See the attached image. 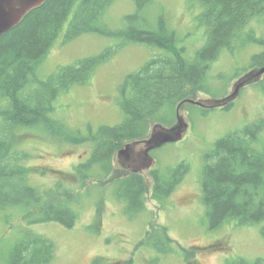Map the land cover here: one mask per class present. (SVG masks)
<instances>
[{
    "label": "rangeland",
    "instance_id": "1",
    "mask_svg": "<svg viewBox=\"0 0 264 264\" xmlns=\"http://www.w3.org/2000/svg\"><path fill=\"white\" fill-rule=\"evenodd\" d=\"M201 11L199 0H153L141 9L136 0H116L103 15L102 23L111 32H122L130 28L157 30L164 20L176 32L179 46L193 58L207 43L206 29L197 20ZM68 23L42 63L39 77L47 79L62 67L110 50L112 54L97 67L91 82L62 93L51 114L53 119L89 137L81 143H67L30 131L21 135L17 144L28 154L22 162L29 168L30 184L41 191L58 184L64 193L61 197L69 200L77 216L68 226L57 220L37 221L38 213L27 219L19 205L0 207V264H9L13 249L29 234H40L54 242L51 264H190L179 254L161 255L154 246L142 243L152 223L166 226L177 247L197 250L195 264H226L227 259L238 257L264 259L262 224L241 226L226 222L218 228L211 227L201 185L205 158L218 140L264 118V75L242 87L228 109L208 111L187 103L178 112L167 111L168 116L176 113L175 124L178 113L182 115L188 129L181 140L150 150L155 161L151 166L166 177L185 164L181 172L184 176L162 203L152 197L155 183L151 169L140 170L149 190L143 207L135 206L128 213L126 203L118 197V181L131 170L122 166L118 151L108 173L96 167L90 171L91 176L85 177L76 167L91 156V133L123 121L120 102L126 77L165 52L143 42L123 43L121 36L101 32L86 33L63 43ZM257 40H264V16L252 19L235 47L221 52L207 71L204 89L188 99L205 102L231 95L243 76L260 67L252 68L254 57L264 52V44ZM129 143L132 141L123 147ZM254 147L264 149V130Z\"/></svg>",
    "mask_w": 264,
    "mask_h": 264
},
{
    "label": "trees",
    "instance_id": "2",
    "mask_svg": "<svg viewBox=\"0 0 264 264\" xmlns=\"http://www.w3.org/2000/svg\"><path fill=\"white\" fill-rule=\"evenodd\" d=\"M115 1L47 0L0 36V207L19 205L27 219L38 213L37 221L57 220L68 226L77 216L69 200L61 197L64 193L58 184L45 191L30 184L29 168L22 162L28 154L17 144L18 138L30 131L67 143H81L89 137L62 120L53 119L51 114L60 95L75 85L90 83L97 67L112 53L107 50L84 58L41 79L39 69L67 22L63 43L86 33L101 32L121 36L123 43L143 42L165 52L153 56L126 77L120 102L123 121L91 133L94 140L91 156L76 167L89 177L96 167L105 173L112 170L116 151L126 142L147 139L153 123L174 125L176 113L168 116L167 111L178 112L180 104L195 105L186 100L195 98L204 89L211 63L224 49L235 47L252 19L264 16V0H199L202 11L197 20L206 29L207 43L191 58L164 20L157 30H107L102 18ZM152 1L136 0L139 9ZM257 41L264 44V40ZM256 66H264V52L254 57L252 68ZM263 130L264 118L218 140L214 150L207 154L201 185L211 227L218 228L226 222L241 226L262 224L264 236V149L254 147ZM185 168L182 164L166 177L158 170L151 171L155 183L152 197L162 203L166 201L182 180ZM146 182L141 174L118 181V197L126 203L128 213L135 206L143 207L149 190ZM142 243L154 246L161 255L179 254L195 264L197 250L177 247L166 226L150 224ZM54 255L55 244L51 239L29 234L15 246L9 264H51ZM226 264H264V259L229 258Z\"/></svg>",
    "mask_w": 264,
    "mask_h": 264
},
{
    "label": "water",
    "instance_id": "3",
    "mask_svg": "<svg viewBox=\"0 0 264 264\" xmlns=\"http://www.w3.org/2000/svg\"><path fill=\"white\" fill-rule=\"evenodd\" d=\"M47 0H0V36L19 25L22 20L34 9L42 6ZM264 75V66L252 69L245 76H243L236 84L234 91L226 98L223 99H210L203 101H195L193 99H187L186 102L194 103L205 108H215L223 106L233 101L240 89L246 85L259 81ZM180 104L178 110L180 109ZM188 129V123L182 115L178 113L177 123L165 127L164 125L157 123L153 126L150 136L144 140L145 153H149L150 150L159 148L166 143L176 142L183 138L184 133ZM139 142L129 143L125 147L118 151V157L122 159L123 156L128 158V153L134 148V144ZM153 162L151 157L150 163Z\"/></svg>",
    "mask_w": 264,
    "mask_h": 264
},
{
    "label": "flooded vegetation",
    "instance_id": "4",
    "mask_svg": "<svg viewBox=\"0 0 264 264\" xmlns=\"http://www.w3.org/2000/svg\"><path fill=\"white\" fill-rule=\"evenodd\" d=\"M233 102L234 101H231L228 104L223 105V106H219V107L228 109ZM215 108H217V107H215ZM144 140L145 139L133 141L132 143H135V142H139V143L134 144L135 145L134 148H132V151L130 153H128V158L123 156L121 161H120L123 167L130 168V169H128V171L131 170V172L128 175L139 174L140 170H144L146 168H150L151 171H153V167L151 165L152 164L154 165L155 161L150 163V160H151L150 153L144 152V149L146 146ZM137 147H139V148H137ZM150 152H152V151H150Z\"/></svg>",
    "mask_w": 264,
    "mask_h": 264
}]
</instances>
